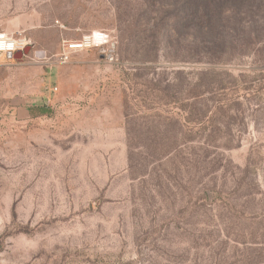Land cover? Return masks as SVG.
<instances>
[{"label": "rangeland", "instance_id": "rangeland-1", "mask_svg": "<svg viewBox=\"0 0 264 264\" xmlns=\"http://www.w3.org/2000/svg\"><path fill=\"white\" fill-rule=\"evenodd\" d=\"M0 30L31 46L0 57V264H264V0H0Z\"/></svg>", "mask_w": 264, "mask_h": 264}, {"label": "built area", "instance_id": "built-area-1", "mask_svg": "<svg viewBox=\"0 0 264 264\" xmlns=\"http://www.w3.org/2000/svg\"><path fill=\"white\" fill-rule=\"evenodd\" d=\"M109 34L105 31H92L83 34L76 40H67L62 43V50L57 55L60 63H66L70 60L73 53L89 50L93 48H105L109 45ZM27 42L24 38H15L0 30V57L11 58V55L17 50H22ZM38 57H41L38 54Z\"/></svg>", "mask_w": 264, "mask_h": 264}, {"label": "water", "instance_id": "water-1", "mask_svg": "<svg viewBox=\"0 0 264 264\" xmlns=\"http://www.w3.org/2000/svg\"><path fill=\"white\" fill-rule=\"evenodd\" d=\"M31 46H25L22 50H17L15 53L11 55V58L14 60H21L24 56L28 54Z\"/></svg>", "mask_w": 264, "mask_h": 264}, {"label": "trees", "instance_id": "trees-1", "mask_svg": "<svg viewBox=\"0 0 264 264\" xmlns=\"http://www.w3.org/2000/svg\"><path fill=\"white\" fill-rule=\"evenodd\" d=\"M235 1H237V0H235ZM238 1L242 4H249L250 2H252V3L254 2V0H238ZM195 7H198V6H195ZM47 112H48V109L44 108L42 114H46Z\"/></svg>", "mask_w": 264, "mask_h": 264}]
</instances>
